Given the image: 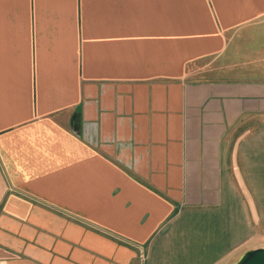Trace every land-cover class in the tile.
<instances>
[{"label": "crops", "instance_id": "1", "mask_svg": "<svg viewBox=\"0 0 264 264\" xmlns=\"http://www.w3.org/2000/svg\"><path fill=\"white\" fill-rule=\"evenodd\" d=\"M263 19L264 0H0V264L264 248V65L230 54Z\"/></svg>", "mask_w": 264, "mask_h": 264}, {"label": "rangeland", "instance_id": "2", "mask_svg": "<svg viewBox=\"0 0 264 264\" xmlns=\"http://www.w3.org/2000/svg\"><path fill=\"white\" fill-rule=\"evenodd\" d=\"M241 41L240 46H235L231 49L233 59L238 62H246L251 67H260V64L264 60V19L260 22L258 27L252 28L248 32H245L243 36L239 38ZM237 43V42H236ZM224 62V63H222ZM226 58H223L220 62V67L227 66ZM233 66V65H231ZM204 69L203 74L206 75V70L209 69L207 64H202ZM211 71V70H209Z\"/></svg>", "mask_w": 264, "mask_h": 264}, {"label": "water", "instance_id": "3", "mask_svg": "<svg viewBox=\"0 0 264 264\" xmlns=\"http://www.w3.org/2000/svg\"><path fill=\"white\" fill-rule=\"evenodd\" d=\"M235 264H264V248L246 251Z\"/></svg>", "mask_w": 264, "mask_h": 264}]
</instances>
